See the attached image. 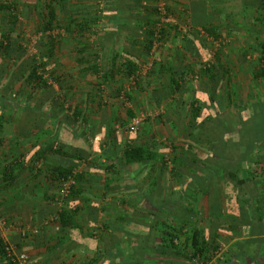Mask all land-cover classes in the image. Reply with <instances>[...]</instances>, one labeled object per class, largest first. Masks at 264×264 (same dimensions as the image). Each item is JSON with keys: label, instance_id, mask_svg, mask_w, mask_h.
Instances as JSON below:
<instances>
[{"label": "crops", "instance_id": "0c3cea01", "mask_svg": "<svg viewBox=\"0 0 264 264\" xmlns=\"http://www.w3.org/2000/svg\"><path fill=\"white\" fill-rule=\"evenodd\" d=\"M19 1L30 16L23 19L34 22L31 8L37 0ZM140 1L66 0L62 7L55 5V11L66 18L78 11L77 17L86 18L99 8L102 19L97 25H101L110 15H130L131 5ZM167 4L171 14L164 21L175 25L177 32L152 45L147 60H154V70L139 79L138 88L137 82L130 85L116 72L97 92L99 75H84L76 62L80 45L73 28L70 34L58 32L65 38L55 49L57 65L51 68L62 91L55 85L33 95L24 77L7 87L15 67H0V170L19 154L30 158L39 148L44 151L39 174L23 169L15 177L9 172L0 175V243L15 253H27L31 264H190V248H172L169 238L178 233L181 240L190 239L194 231L201 244L213 248L206 259H213L221 248L223 264H264V181L257 187L249 175L250 163L240 159V151L250 146V152L259 149L264 162V107L262 117L255 118L258 107L264 106L258 60L264 40V0ZM136 13L142 15L143 9L138 7L132 16ZM107 25L102 31L92 27L88 32L95 33L86 34L91 42L99 35L103 39L97 57L84 54L85 61L97 63L101 73L113 66L120 72L131 57L141 63V30L130 27L116 33ZM130 33L137 42L127 37ZM211 62L216 71L197 76ZM182 73L186 75L175 88V77ZM57 96L67 100L59 109L51 107ZM15 98L19 101L5 106L4 100ZM193 100L202 104V110H192ZM146 107L153 110L150 125L137 132L126 130L129 112L133 116ZM237 114L247 123L240 131L245 136L230 140L224 157L212 156L214 131ZM192 131L198 132L196 137H191ZM152 141L162 145L154 160L146 165L124 162L122 151L128 144ZM62 152L81 159L67 161ZM178 152L180 166L171 172L168 159ZM161 161L168 166L166 171L158 170ZM61 163L81 175L75 185L77 197L70 203L78 214L64 228L43 220L54 208L46 171ZM115 163L118 167H113ZM195 180L200 181L197 186ZM99 224L103 226L97 231ZM23 229H38L39 235L24 239ZM0 264H5L2 255Z\"/></svg>", "mask_w": 264, "mask_h": 264}, {"label": "trees", "instance_id": "16d2710c", "mask_svg": "<svg viewBox=\"0 0 264 264\" xmlns=\"http://www.w3.org/2000/svg\"><path fill=\"white\" fill-rule=\"evenodd\" d=\"M157 1L159 0H149V1L147 0V2L143 4L141 3L142 2L141 0L140 3L138 2L135 3L134 5H131L132 7H130L129 10V12L131 13L130 15L127 16L118 15L117 17L116 15H112V16L110 15V17H108L109 19L105 20V22L108 23L97 25V22H99L102 19V16L100 14L101 10L99 8H96L94 10V13L91 17H88L89 14H87L86 18H84V16H81L79 18L77 17V14H79V12L75 11V12H69L66 15L67 16L66 18L64 15L59 16L58 13L55 11V5L59 4V6L62 7V3H65L66 0H44V1L37 0L35 1L36 2L35 5H33V7L31 8V11H33L31 18L35 17L33 23L35 25V33H37L38 37L35 47L36 52L34 54H30L26 46L23 45L22 43H19V41L22 40L24 34H23V30L20 29L19 25H17V23H19L20 16H25V15L29 16V14L27 15L28 13L27 9H25L26 5L20 3L19 0H0V65H1L0 67L2 69H4L5 66L15 67V69H13V72L11 73L13 74V76L9 78L8 81L9 84L7 85V87H9L10 84H14L15 82L20 81L24 77L25 81L28 83L26 85L27 86L29 85L28 91L31 94H32V90L30 89L33 88L35 89L36 87H39L42 90H46L52 87V85L54 84L58 86V89L60 91H62L63 87L61 86V80H59L58 78L59 76L54 75L53 69L51 70V68L57 65L55 61V49L58 46L59 42L63 41L65 38L64 36L60 35V33L58 32L60 30H62L63 32L69 31L70 34L72 32L71 30L72 28L78 32L77 44L80 45V50L77 52L78 55L80 54V58H78L76 62L78 64L80 72L83 73L84 75L87 72H91L92 74L99 75L98 81L95 82V87L97 92L101 91L102 83L107 82L108 78L111 77L112 74L116 72L117 74L121 73L122 76H124V78L128 79L138 70V67L142 64L143 60H147L154 41L159 43L164 42L169 37L171 32L174 33L177 32L175 25L171 24L168 21H164V20L161 21L157 8L155 6V2ZM162 1L165 2L166 12L168 13V15H170L171 14L170 8L168 7L169 5L167 4V2H169L170 0H162ZM138 7L143 9L142 15H138L136 13L135 15L133 14L132 16L133 11L134 10L136 11ZM181 8H183L181 14L185 13V8L183 6H181ZM22 10H24V13H22ZM131 16L132 18H130ZM109 23H110L109 25L110 28L116 30V33L123 32V29L127 30L130 27H132V30L133 28L141 30L143 35V41L141 42L142 49L140 50L139 53L142 59L141 63L138 64V59L136 62V60H134V58L131 57L130 55L129 57H131V59L130 60L128 59L124 61L123 64H121L122 67L120 72L118 71L119 67H116L114 71V66H113L110 67L106 72L101 73L97 63H92V62L89 63V61H85L86 56L84 54H88L89 57L91 55L93 56L95 55L97 57L98 49H99L98 43L103 39L99 35L98 36L99 39L97 37V39H95L94 41L92 42L89 41L90 37L88 36L90 35L88 33L93 34L95 32L94 31L88 32V31L92 27H98L101 29V31L105 30L109 27L105 29L103 28L108 26L107 24ZM127 37L134 38L130 40L132 42H137L136 37H133L131 33L130 35L128 34ZM67 38H70V36L66 37V39ZM71 38L74 39L73 37ZM263 52H264V40L262 41V45L260 47L258 60ZM216 68L217 67L214 64V62H211L208 67H205L204 69L202 67V70L200 69V72L197 76H200L202 73L210 74L212 72H215ZM153 70H151L149 74H151ZM27 71L28 74L26 76H23V74L26 73ZM259 71H260V75L264 76V69L260 66V64H259ZM184 75L186 74L182 73V74H178L175 77L173 83L175 88H177L180 85L178 81L179 79H182ZM140 80L137 81L135 87L138 88L141 86ZM4 101H5V106L9 107L11 102L16 103L17 101H19V99L15 98L13 101L6 99ZM66 103L67 100L64 99V96L61 97L57 96V99L52 102L51 107L59 109L62 106H64ZM190 107L192 108V110H202L203 106L199 101L193 100L190 101ZM262 107L264 106L258 107L259 115L256 114L255 116L256 119L262 117L261 116ZM66 108H69V106H67ZM129 113L131 115L130 117L133 118L134 116H132V112ZM49 118L53 119L52 116H50ZM78 118L81 119L83 117H78ZM223 123L226 124V126ZM246 124L247 123L245 122V119L242 117V114L241 115L237 114L234 117L233 116L227 117L225 121H222V125H221L222 128L214 131L215 134L213 136L209 148V152L211 153V155L219 156L220 158L224 157L228 142L230 140L238 139L239 135L242 134L240 133L241 129ZM142 127L143 126H141V128ZM225 128H228L227 132L226 131L224 132L223 129ZM2 132L3 131H0V141L1 139H3ZM197 133H198L197 131H192L191 137H196ZM242 135L245 136L244 134ZM237 144L240 143L237 142ZM161 146H162L161 144H158L157 142L155 143V141H152L151 143L145 142L139 145L128 144L122 151V158L124 159V162L126 164L138 163V164L146 165L148 161L155 159L156 153L158 152V149L161 148ZM250 150H251L250 146L248 147L246 152L241 150L240 159L242 158L241 160L243 162L244 160L245 161L247 160V162L250 163L249 175L258 187L260 186V183L264 181V178L256 174V171L253 169L252 165L253 166L260 165L262 171L264 172V162L263 164L261 163L262 162L261 157L263 156L260 157V155L258 154L260 151L259 149H255V147L254 149H252L253 151V152L251 151L252 153L250 152ZM56 152L58 153V151ZM43 153L44 151L39 148L30 158H27L26 156L22 158L23 155L19 154L17 157L12 158V160L9 161V163H6L7 166L6 165L3 166V169L0 170V175H7V173L9 172L10 176L13 175V177H15L17 175L16 172L20 173L23 171V169H26L32 175L39 174V172L42 169L41 160ZM173 153L171 157H169L168 159L171 163V169H170L171 172L175 170L177 166H180L176 160L179 158L178 155H180L181 152H178L176 154ZM61 155L66 157L67 161H69V158L81 159L79 156L74 154L70 155L68 152H62ZM253 155H255V157H253ZM113 167H118V163H115ZM167 169L168 166L163 161L158 170L163 172V170L166 171ZM194 170L195 171L198 170L196 166L194 167ZM74 171L75 170H73V167H71L66 163H61L51 167L50 169H47L45 175L46 180L49 183V185L52 187L51 188L52 194L50 195L51 203H55V199L58 196V190L61 179L71 175ZM228 175L231 178H235L234 172L229 171ZM78 176L80 177L81 175L75 174V181H77ZM237 182L240 183V181L238 180ZM194 183L195 186H197L196 184H199L200 181L195 180ZM76 193H77L76 186H73L72 189L70 190L68 199L63 203V207L58 212H56V220L54 222L59 223V226H61L62 228L73 224L74 218L78 214L77 213L78 208L73 207V205H70L72 198L77 197ZM50 224L51 221L48 222V225ZM100 226L103 225L99 224V228L96 229L97 231L100 229ZM38 235L31 236L29 238L33 239ZM181 237L182 236L178 235V233H175L174 236L169 238V246L179 250L181 249L184 250L189 247L190 261L192 256H199L205 259V255L213 250V248L209 250L207 249V246L201 244V241L198 238L197 231H194L190 239L182 238L183 240H181ZM174 239H176L178 243H174ZM0 252H1L0 255H2L5 264H16L15 262L12 261L10 257L6 255L5 245L1 243H0ZM21 253H25V252H21ZM27 256L29 260L28 264H31L29 255L27 254Z\"/></svg>", "mask_w": 264, "mask_h": 264}, {"label": "built area", "instance_id": "2783aa9c", "mask_svg": "<svg viewBox=\"0 0 264 264\" xmlns=\"http://www.w3.org/2000/svg\"><path fill=\"white\" fill-rule=\"evenodd\" d=\"M157 11L159 13L160 19L161 21L164 20V17L166 16L167 12L165 9V2L162 0L158 1V4L156 6ZM156 37V35H155ZM155 41L153 43V45H155ZM153 63L154 60L152 58H149L148 60H146L145 62H143L139 67L138 70L132 75L130 76L129 79V84L130 85H135V83L143 76L148 75L152 68H153ZM210 63H207L206 65H203V69L205 67H208ZM259 64L260 66L264 69V52L262 53L261 57L259 58ZM123 96V94H122ZM142 116H135L131 119L130 121V125H129V130L133 131L135 129H137L141 123H142ZM253 169L256 171V174L263 177L262 175H264V172L261 169V166H253ZM75 174L76 172L74 171L71 175L67 176L66 178L61 179L60 181V185H59V190H58V196L55 199V202L57 204L58 207H62L63 203L68 199V196L70 194V190L72 189L73 186H75ZM50 221H55L56 220V216L51 217ZM45 224H48V221H46ZM39 234V230L38 229H23L20 231V235L22 238L24 239H28L31 236H36ZM5 251H6V255L8 257H10L12 259L13 262H15L16 264H28L29 260H28V256L26 253H18L16 254L13 249L9 246V245H5ZM214 259V260H213ZM213 259H210L208 262H206L203 258L199 257V256H192L191 257V264H214V262L218 259H222V249L218 248V250L216 251V253L213 255Z\"/></svg>", "mask_w": 264, "mask_h": 264}, {"label": "rangeland", "instance_id": "374dc122", "mask_svg": "<svg viewBox=\"0 0 264 264\" xmlns=\"http://www.w3.org/2000/svg\"><path fill=\"white\" fill-rule=\"evenodd\" d=\"M19 21H20L21 24H18V25H19L20 29L23 30V34H24V36L22 37V40H20L19 43H22L23 45H25L27 50H28V52L30 54H34L36 52L35 47H36V42H37V37H38L37 33H35V25H34V23L32 21H28L26 19H23L22 16H20ZM143 61H146V60H143ZM147 76H149V74ZM52 86L54 87L55 84L52 85ZM30 90H32V94L34 95V94H37L38 91L41 90V88L36 87L35 89L33 88V89H30ZM151 111H153V110L150 109V107L149 108L146 107L144 110H141L140 112H137L136 114L134 113V115H133L134 117L135 116H142L143 117L142 123L137 129H135L133 131H130L129 130V125H130V121L132 119L130 117L129 121L126 123V130H128L130 132H137V131H141V126H146V125L149 126L150 123L148 121L151 119V114H150ZM142 129H144V128H142ZM52 205H53L54 208H51V210L48 212L49 214L47 216H45L43 218V220H46V221L49 222L51 220L50 218L56 216V212H58L63 207V206L62 207H58L56 202L53 203ZM51 224L53 225V224H55V222L51 221ZM204 260L206 262H208L210 259L209 258L208 259L205 258ZM223 263H225V258H222L221 260L220 259L216 260V264H223ZM190 264H191V262H190Z\"/></svg>", "mask_w": 264, "mask_h": 264}]
</instances>
